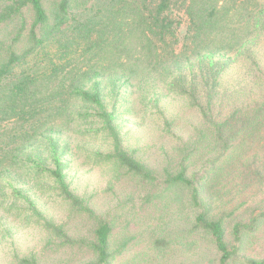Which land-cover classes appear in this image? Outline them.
<instances>
[{
  "label": "trees",
  "instance_id": "trees-1",
  "mask_svg": "<svg viewBox=\"0 0 264 264\" xmlns=\"http://www.w3.org/2000/svg\"><path fill=\"white\" fill-rule=\"evenodd\" d=\"M5 1L0 0V5ZM43 1L16 0L0 11V24L5 25L27 8L32 17L29 28L16 34V42L22 41L23 48L17 51L11 45L7 55H0V123L14 120L19 124L18 131L12 133L14 139L32 147V153L25 154L26 159L22 161L21 149L0 141V205L10 202L11 198L10 203L16 205L19 200L25 201V221L32 220L55 233L57 227L45 221L20 190L11 195L7 193L2 184L5 178L15 182L30 179L38 184L50 181L57 196L77 206L65 182L64 158L70 155V150L69 142L64 143L61 138L66 133L64 129L74 133L76 137L72 140L78 147H84L91 140L90 132L96 136L100 132L103 140L109 141L105 143L110 145L111 152L106 155L97 150L87 151L93 163L114 162L137 176L145 172L135 155L121 148L114 127L119 92H128L131 96L137 92L132 80L137 85H147L153 76H158L166 84L165 88L183 98L190 108L203 117H211L221 77L231 65L242 63L261 74L264 0H107L92 12L77 11V0H59L50 15ZM49 47L55 48L57 62L46 53ZM64 51L71 57L78 53L81 66L76 63L67 69ZM28 58L36 59L32 66ZM178 71L180 74L176 75ZM259 77L263 80L260 87H264V74ZM106 79L111 80L109 91L105 87ZM145 92L150 96L156 89ZM144 102L145 98L141 97L140 103ZM75 104L79 105L78 109ZM80 108L92 113L87 111L81 115ZM90 118L94 120L86 127L82 122ZM222 121L209 120L211 133L218 143L214 146L211 140L213 147L206 154L211 156L222 145H230L228 155L220 159L212 175L195 182L194 174L189 177L183 166L176 174L167 173L163 189L166 207L175 203L176 209L172 212L177 217L183 214V207L191 213L187 210L190 213L187 219L183 215L189 228L169 230L170 225L162 222L149 230L150 248L155 258L165 260L164 264L171 263L169 255L178 249L194 253L195 260L201 261L207 256L204 248L219 256V264H226L251 242L252 235L264 224V208L259 213L253 212L247 220L236 221L235 208L222 215V206L217 201L210 202L213 196H218L219 187L224 198L228 195V184L223 182L234 181L242 163L255 165L257 156H264V97L246 109L239 107ZM246 136H255L262 142L263 150L259 154L238 155L233 142ZM3 137L0 135V140ZM245 142L243 138L238 141ZM245 173L258 176L261 171L252 173L247 166L242 175ZM239 186L238 183L235 188ZM10 209L18 211L19 207ZM227 233L232 238V246ZM111 237L110 225L100 221L94 242L88 246L92 258L85 264H112L115 253ZM246 264H264V260H248Z\"/></svg>",
  "mask_w": 264,
  "mask_h": 264
},
{
  "label": "rangeland",
  "instance_id": "rangeland-1",
  "mask_svg": "<svg viewBox=\"0 0 264 264\" xmlns=\"http://www.w3.org/2000/svg\"><path fill=\"white\" fill-rule=\"evenodd\" d=\"M13 1L16 0H6L0 5V11ZM58 1H43L48 15ZM106 1L77 0V11L92 12ZM31 22V13L27 8L6 25L0 24V55H7V48L11 45L17 51L23 48L22 41L16 42V34L19 30L24 33ZM183 29L182 26L180 36ZM179 48L180 46L177 51ZM46 53L52 55L53 61L57 62L54 47L47 48ZM64 54L67 69L78 64V53L73 57L68 55V51H64ZM28 60L29 66L36 61L35 58ZM61 61L63 63L64 60ZM37 66L42 67L39 64ZM259 69L264 74V51ZM188 70L190 69L184 71ZM256 70L242 63L231 65L221 77L211 117H203L197 110L190 108L183 98L173 94L168 87L165 88L166 84L158 76H153L152 82L147 85H137V81L132 80L137 86V92L131 96L128 92H119L114 127L120 138L121 148L132 152L145 168V172L138 176L119 168L114 162L93 163L88 158L87 151L90 150L101 151L105 155L111 152L110 145L105 143L109 141L103 140L102 133L98 132L96 136L90 132L91 140H87L84 147L79 145V148L72 140L76 137L74 133L64 129L63 132L66 133L61 138L64 143L69 142L70 150V155L64 158L65 182L77 200V206L57 196L52 191L54 186L50 181L38 184L30 179L21 178L15 182L12 178H5L2 184L7 193L11 195L15 190H20L33 203L40 216L57 227V231L54 233L32 220L25 221L23 208L27 207L26 202L19 200L17 205L12 204L11 198L10 202L0 205V264H85L92 258L88 246L94 242V232L100 221L108 223L112 228L111 248L115 253L112 264H164L165 260L155 258L150 248L149 230L162 222L170 225L169 230L189 228L184 219L191 213L188 208L183 207V214L177 217L172 212V209H176L175 203L166 207L167 197L163 189L167 173L176 174L183 166L189 177L194 174L195 182H201L203 176L212 175L220 159L228 155L230 145H222L211 156L206 154L213 147L211 140L214 146L218 143L211 133L209 120L221 123L239 107L246 109L264 97V87H260L263 80ZM178 74L180 71L176 73ZM104 83L109 91L111 80L106 79ZM153 89H156L155 93L150 96L146 94L145 91ZM141 97L145 98L144 104L140 103ZM75 105L78 109L79 105ZM87 111L91 112L82 109L80 113L84 115ZM91 120L94 119L90 118L82 123L89 127ZM16 126L19 124L14 120L1 122L0 135L4 137L0 141L21 149L23 154L20 158L23 161L26 159L25 154L32 153V147L27 143L21 145L20 141L14 139L12 133L18 131ZM10 135L13 136L12 139ZM254 137H241L233 142L240 157H249L255 152L259 154L263 150L262 142ZM242 138L246 141L245 144L238 143ZM223 148L226 150H222ZM39 151H42V147ZM241 165L234 181L227 179L223 182L228 184V195L224 198V192L219 187L218 196H213L210 201L214 204L217 201L222 206V215L235 208L236 221L243 218L247 220L253 212L259 213L264 208V156L258 155L255 165ZM247 166L252 173L261 171L260 175H242ZM238 183L241 186L236 189ZM13 206L19 207V210L10 209ZM227 240L232 246L229 233ZM204 252L207 253L206 258L196 261L194 253L178 249L169 255V263L219 264V256L211 249L204 248ZM248 260H264V224L252 235L251 242L238 250L226 264H246Z\"/></svg>",
  "mask_w": 264,
  "mask_h": 264
}]
</instances>
